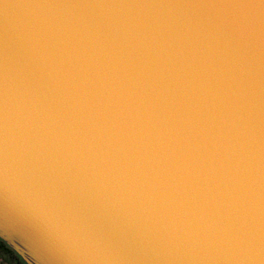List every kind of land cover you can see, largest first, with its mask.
<instances>
[{"label":"water","instance_id":"obj_1","mask_svg":"<svg viewBox=\"0 0 264 264\" xmlns=\"http://www.w3.org/2000/svg\"><path fill=\"white\" fill-rule=\"evenodd\" d=\"M0 0V240L24 264H264V9Z\"/></svg>","mask_w":264,"mask_h":264},{"label":"trees","instance_id":"obj_2","mask_svg":"<svg viewBox=\"0 0 264 264\" xmlns=\"http://www.w3.org/2000/svg\"><path fill=\"white\" fill-rule=\"evenodd\" d=\"M0 260L5 264H24L21 259L1 240Z\"/></svg>","mask_w":264,"mask_h":264},{"label":"snow or ice","instance_id":"obj_3","mask_svg":"<svg viewBox=\"0 0 264 264\" xmlns=\"http://www.w3.org/2000/svg\"><path fill=\"white\" fill-rule=\"evenodd\" d=\"M249 6H256L264 9V0H255V3Z\"/></svg>","mask_w":264,"mask_h":264},{"label":"rangeland","instance_id":"obj_4","mask_svg":"<svg viewBox=\"0 0 264 264\" xmlns=\"http://www.w3.org/2000/svg\"><path fill=\"white\" fill-rule=\"evenodd\" d=\"M0 264H5L3 261L0 260Z\"/></svg>","mask_w":264,"mask_h":264}]
</instances>
